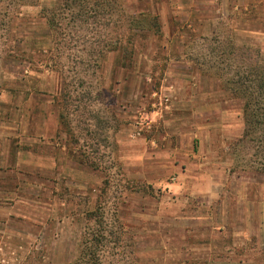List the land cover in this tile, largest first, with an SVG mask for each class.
Here are the masks:
<instances>
[{"label": "rangeland", "instance_id": "374dc122", "mask_svg": "<svg viewBox=\"0 0 264 264\" xmlns=\"http://www.w3.org/2000/svg\"><path fill=\"white\" fill-rule=\"evenodd\" d=\"M51 1L16 28L0 14V264H264V175L223 87L242 70L219 51L264 55V0H212L210 20L197 0H122L161 34L138 37L126 69L107 53L100 76L87 51L115 17L72 20L61 47L40 17Z\"/></svg>", "mask_w": 264, "mask_h": 264}, {"label": "trees", "instance_id": "16d2710c", "mask_svg": "<svg viewBox=\"0 0 264 264\" xmlns=\"http://www.w3.org/2000/svg\"><path fill=\"white\" fill-rule=\"evenodd\" d=\"M38 5L39 0H0V14L6 18L5 25L7 27L16 28V24L12 26V22L21 15V9ZM96 14L106 15L108 18L115 17L110 23V27L102 30L104 32L103 40L97 43V49L89 48L87 51L88 55L96 54L97 56L98 64H92V67L97 69L96 73L99 76L102 74V65L107 53L118 52L119 54L120 52L122 61L118 67L126 69L130 67V62L132 63L136 39L138 37L147 38L151 32H156L159 34L158 36L161 34L157 14L147 11V13L139 12L130 15L124 9L122 0H55L52 5L44 6L40 10V17L44 20L48 33L56 39L55 43L61 47L65 46L66 40L70 38V33L67 31L68 23L81 17L89 19L95 17ZM2 19L0 17V26L3 23ZM227 49L232 54L236 66L242 70L241 87L238 88L236 84L223 85L224 92L230 98L242 101L244 129L237 143H242V146L247 143V147L254 149L252 165L258 163L254 171L264 175V55L258 46H248L247 44L243 46L230 42L227 47L219 48V51L227 53ZM86 65L89 67L90 64L87 62ZM60 92L62 96V90ZM102 238L99 236L96 240L102 244ZM84 242L86 241L81 242L83 248ZM98 242H96L97 245ZM95 250H97L96 247ZM81 252L82 256L86 254V250H81ZM88 255L91 256L90 253ZM82 256L81 259H85ZM91 257L87 261L85 260L86 264L88 262L94 264V260H97L95 254Z\"/></svg>", "mask_w": 264, "mask_h": 264}, {"label": "crops", "instance_id": "0c3cea01", "mask_svg": "<svg viewBox=\"0 0 264 264\" xmlns=\"http://www.w3.org/2000/svg\"><path fill=\"white\" fill-rule=\"evenodd\" d=\"M180 1V0H179ZM183 1H186L187 2V0H183ZM200 1V3H202V4H204L203 6H200V7H198V5L196 6H194V11H196V13H201V15L198 13V15L196 14V16L195 17H197V18H199V19H201V18H204V20H206V19H209V18H211L210 17V15H209V13L208 12H205L206 10L207 11H210L209 9H210V7L208 6V4H211L212 3V0H197V3ZM55 2V0H53V1H51L50 2V4H49V6L50 5H52L53 3ZM235 2V1H234ZM240 2H241V0H240ZM205 13V15L206 16H203V13ZM210 20V19H209ZM245 31L246 32H248V30L247 29H245ZM60 89H61V86H60V84H59V89H58V92H56L57 94L60 92ZM55 93V95H57ZM201 128H203L202 130H209L210 128H208V127H201ZM201 128L199 127V128H197V131L198 132H200L201 131ZM196 131V132H197ZM194 137H197V134H194ZM240 137H241V135H240ZM239 137V138H240ZM40 144H43V145H52V146H54V145H56V146H58L59 145V143H56V144H54V143H52L51 141L49 142V141H42V142H39ZM45 143H47V144H45ZM60 150H63L62 148H60ZM34 153V155H36V156H40V157H42L43 156V154L41 153V152H37V151H34L33 152ZM58 153V155H59V153L60 152H57ZM17 155V154H16ZM57 155V156H58ZM48 158L49 159H53V162L57 159L56 158V155H50V156H48ZM64 161V160H63ZM69 217L67 218V221L69 220V222L71 221V217H70V215H68Z\"/></svg>", "mask_w": 264, "mask_h": 264}]
</instances>
